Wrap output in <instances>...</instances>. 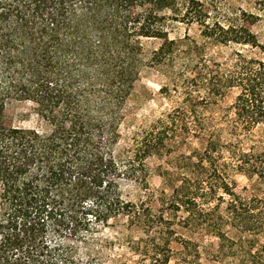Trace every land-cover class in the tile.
Returning a JSON list of instances; mask_svg holds the SVG:
<instances>
[{
    "label": "trees",
    "instance_id": "obj_1",
    "mask_svg": "<svg viewBox=\"0 0 264 264\" xmlns=\"http://www.w3.org/2000/svg\"><path fill=\"white\" fill-rule=\"evenodd\" d=\"M183 1L0 0V264H65L69 247L47 243L46 229L82 222L90 232L93 221L109 227L126 220L152 239L147 251L157 257L171 231L145 208L154 201L184 215L185 228L217 238L225 235L216 208L228 202L236 229L264 239V223L234 212L247 199L233 190L234 175L264 187V43L251 30L264 0H252L257 12L239 10L229 23L210 21L200 0ZM179 20L241 49L230 70L201 84L188 78L180 105L121 147L127 100L144 67L174 56L168 27ZM151 40L162 44L149 54ZM231 89L238 95L219 124L200 117ZM13 101L33 104L48 130L9 124ZM190 138L205 141V149L175 156ZM154 156L174 161L163 175L169 197L149 188ZM125 179L145 189L138 202L125 198ZM185 249L188 264H198L199 245L188 241Z\"/></svg>",
    "mask_w": 264,
    "mask_h": 264
},
{
    "label": "rangeland",
    "instance_id": "obj_2",
    "mask_svg": "<svg viewBox=\"0 0 264 264\" xmlns=\"http://www.w3.org/2000/svg\"><path fill=\"white\" fill-rule=\"evenodd\" d=\"M190 0H184L183 3ZM210 12V21L230 22L235 19L239 10L256 13L252 0H200ZM168 16L174 17L169 12ZM171 40L176 41L175 54L165 63L147 66L142 69L140 80L127 100L121 122V147L132 143L136 134L147 130L158 119L176 109L184 97L182 90L187 82L193 79L201 84L207 78L230 70L235 61V53L241 49L235 46H221L205 39L203 27L198 23H187L183 20L174 21L168 27ZM261 43H264V16L251 27ZM162 42L151 40L146 42L149 54L160 48ZM211 74V75H210ZM208 76V77H207ZM210 76V77H209ZM176 86L180 89L176 92ZM238 95L237 89L227 92L218 106L209 110L204 108L200 117L217 125L224 112L230 110ZM9 124L15 127L46 131L48 126L37 115V109L28 102L13 101L7 109ZM187 145L183 144L174 153L175 156L187 154L194 150L203 151L205 141L190 138ZM175 149V150H176ZM174 161L151 157L147 161L149 172L148 185L156 197H169L170 188L166 185L163 175L172 171ZM233 190L246 198L245 206L236 209L237 214L245 215L250 221L264 223V187L241 176H233ZM125 198L138 202L145 189L132 181L121 180ZM210 206L208 209H214ZM154 215L160 227H168V234L160 241L158 256L154 257L147 250L152 239L137 227H132L125 220L110 224L109 227L91 222L93 230L85 231V223L74 222L56 232L50 225L45 232V241L49 244L64 243L69 247L66 251L65 264H188L192 262L191 254L185 249L186 242L197 243L202 257L198 264H264V239L253 233L242 234L236 229L237 216L229 210V203L224 202L216 208L217 221L225 238H217L182 226V214H176L170 207L158 201L145 206ZM165 221V222H162ZM77 229V232H76Z\"/></svg>",
    "mask_w": 264,
    "mask_h": 264
}]
</instances>
